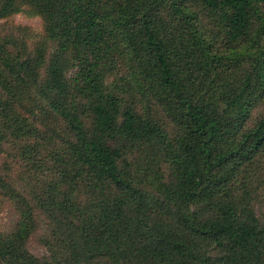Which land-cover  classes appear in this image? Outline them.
<instances>
[{
  "label": "trees",
  "instance_id": "16d2710c",
  "mask_svg": "<svg viewBox=\"0 0 264 264\" xmlns=\"http://www.w3.org/2000/svg\"><path fill=\"white\" fill-rule=\"evenodd\" d=\"M22 4L51 43L0 37V154L60 133L21 181L0 166L18 213L0 264H264V0H0V15ZM39 216L45 256L27 247Z\"/></svg>",
  "mask_w": 264,
  "mask_h": 264
},
{
  "label": "rangeland",
  "instance_id": "374dc122",
  "mask_svg": "<svg viewBox=\"0 0 264 264\" xmlns=\"http://www.w3.org/2000/svg\"><path fill=\"white\" fill-rule=\"evenodd\" d=\"M44 20L42 16L30 9L28 4H22L20 9L12 11L8 14L0 15V37L12 43L23 42L31 51H49L50 41L45 37ZM15 38V39H13ZM21 40V41H19ZM17 42V44H18ZM38 53V52H37ZM264 106V102H263ZM0 126L6 127V120ZM58 133L59 130H56ZM51 134H43L38 136L37 133L31 134L27 140L22 139L20 145L7 143L4 145L5 150L0 154V166L8 169L11 179L21 181L19 176L26 175V165L34 163L33 167L39 164L50 163V154H53L59 144L58 140H54ZM22 144V145H21ZM24 144H28L27 147ZM47 173V172H45ZM257 180L251 186L252 205L258 216L264 219V155L260 158V167L257 171ZM17 186L20 185L17 184ZM17 210L13 200L0 196V231L5 233L10 231L17 220ZM47 232L46 219L42 216L38 217V227L29 236L27 241L28 249L37 256H45L48 254V248L43 244L42 237Z\"/></svg>",
  "mask_w": 264,
  "mask_h": 264
}]
</instances>
